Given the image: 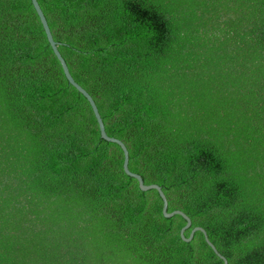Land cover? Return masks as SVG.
I'll return each mask as SVG.
<instances>
[{"label": "trees", "instance_id": "16d2710c", "mask_svg": "<svg viewBox=\"0 0 264 264\" xmlns=\"http://www.w3.org/2000/svg\"><path fill=\"white\" fill-rule=\"evenodd\" d=\"M38 1L185 235L264 264V0ZM124 157L32 0H0V264H225Z\"/></svg>", "mask_w": 264, "mask_h": 264}, {"label": "water", "instance_id": "95a60500", "mask_svg": "<svg viewBox=\"0 0 264 264\" xmlns=\"http://www.w3.org/2000/svg\"><path fill=\"white\" fill-rule=\"evenodd\" d=\"M33 2V5L34 7L36 8L39 16H40V19L43 23V26H44V29L46 31V34H47V37H48V40L50 41L53 49H54V52L56 53L57 57L59 58L61 64H62V67L64 69V72L67 76V78L69 79V81L79 90L81 91L87 98L88 100L90 101L91 105H92V108L95 112V115L97 117V120L99 122V126H100V130H101V134H102V137L107 139V140H110V141H113V142H116L118 143L119 145H121L123 151H124V170L126 171L127 174L135 177L138 179L139 181V185L141 187V189L143 190H148V189H152V188H155L157 189L159 192H160V195L162 196L163 198V201H164V204H163V212L165 214V216L169 217V216H173L175 214H181L186 220H187V224L181 229V236L184 240L186 241H190L193 237H194V234L197 230H201L205 233V237H206V240L207 242L214 248V250L221 256V258L224 260L225 264H228V259L223 255L221 254L218 249L216 248V246L214 245V243L210 240L208 234H207V231L205 228H203L202 226H196L190 236H186L185 235V231L186 229H188L191 225H192V219L191 217L186 214L184 211L180 210V209H176L172 212H169L168 211V199H167V196L166 194L164 193L162 187L157 184V183H152V184H146L144 182V179L142 177L141 174L137 173V172H134L130 169L129 167V149L127 147V145L119 138L117 137H113V136H110L107 131H106V127H105V123L103 121V118H102V115L99 111V108H98V105L97 103L95 102L93 96L80 84L76 81V79L73 77L71 71H70V68L65 60V58L63 57L61 51L59 50L58 48V42L55 40L54 36H53V33L51 31V28H50V25L48 23V20H47V17L39 3L38 0H32Z\"/></svg>", "mask_w": 264, "mask_h": 264}]
</instances>
